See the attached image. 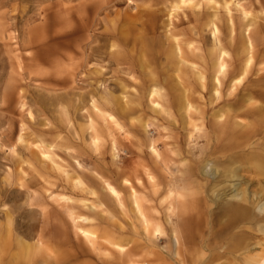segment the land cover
<instances>
[{
  "label": "rangeland",
  "instance_id": "rangeland-1",
  "mask_svg": "<svg viewBox=\"0 0 264 264\" xmlns=\"http://www.w3.org/2000/svg\"><path fill=\"white\" fill-rule=\"evenodd\" d=\"M263 203L264 0H0V264H255Z\"/></svg>",
  "mask_w": 264,
  "mask_h": 264
},
{
  "label": "crops",
  "instance_id": "crops-1",
  "mask_svg": "<svg viewBox=\"0 0 264 264\" xmlns=\"http://www.w3.org/2000/svg\"><path fill=\"white\" fill-rule=\"evenodd\" d=\"M237 205H240V206H242V207H244L245 208V210L246 211H244L245 213L244 214H242L241 216H240V219L241 220H249L250 218H252V217H258L259 215L257 214V216H256V214H255V210L254 211H252L251 209H249L248 208V206L247 205H245V204H227V208H226V213H225V217H226V221H231V220H234V219H239V217L237 216V215H239L240 213H234V211L236 212L237 211ZM248 209V210H247ZM258 209L260 210V211H264V203H263V205L261 204V205H259L258 206ZM249 211V212H248ZM232 214V215H231ZM250 215V216H249ZM55 231V234L56 235H58V233H57V229L56 230H54ZM86 232V231H85ZM104 235H107V236H104V237H102L103 238V241L104 240H108L109 239V241H110V243L112 244V241H113V243H115L114 245H113V249H112V252L113 253H116V249L117 248H124V245L122 244V239H121V237H120V235H117L116 233H115V230L113 229L111 232L110 231H104ZM68 236H69V234H68ZM238 241H240V246L239 247H235V248H239V250L241 249V250H244L245 248H247V243H246V241H245V238H243V237H239V239L238 240H235V243H237ZM233 242V241H232ZM77 243V242H76ZM142 246H143V251H144V258L145 259H148L147 257H149V256H151L152 254H154L155 256H156V258L155 259H158V260H160V259H162V257H163V252H161L160 250H154L153 248H152V245H150L149 244V242H147V241H143L142 243ZM116 245V246H115ZM118 245V246H117ZM243 245V246H242ZM234 247V246H233ZM139 252H141V251H138V253ZM137 253V252H136ZM131 256V255H130ZM263 257H264V255H261V256H259V260H257L256 261V263L255 264H257L259 261H261L262 259H263ZM150 260H153V259H151L150 257H149V261ZM149 261H146V262H149ZM110 264H116V262H114V261H112V262H110ZM149 264H151V262L149 263ZM264 264V263H263Z\"/></svg>",
  "mask_w": 264,
  "mask_h": 264
},
{
  "label": "bare ground",
  "instance_id": "bare-ground-1",
  "mask_svg": "<svg viewBox=\"0 0 264 264\" xmlns=\"http://www.w3.org/2000/svg\"><path fill=\"white\" fill-rule=\"evenodd\" d=\"M222 59V61L220 62V71L221 72H223V71H225L227 68H226V63H225V60H223V58H221ZM109 187H110V189L113 191V192H115V193H117V191H116V189L112 186V185H109ZM245 207V206H244ZM244 207H242V206H240V205H237V211L235 212L234 211V213H240L239 215H237L239 218H240V216L242 215V214H244L245 212L244 211H246L245 210V208ZM248 210V209H247ZM249 212V211H248ZM232 215V214H231ZM250 216V215H249ZM83 230V229H82ZM80 231H81V229H80ZM87 233V232H86ZM84 234H85V232H84ZM88 240V239H87ZM237 242V241H236ZM235 243V242H234ZM105 244V243H104ZM112 244L114 245L115 243H113V241H112ZM116 246V245H115ZM118 246V245H117ZM240 246V241H238L235 245H234V247H239ZM243 246V245H242ZM100 247V246H99ZM241 247V246H240ZM236 250V249H235ZM238 251V250H237ZM257 260V259H256ZM261 263H263V262H261Z\"/></svg>",
  "mask_w": 264,
  "mask_h": 264
}]
</instances>
